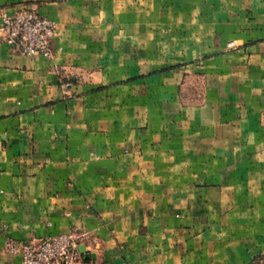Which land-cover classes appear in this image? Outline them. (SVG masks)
Returning a JSON list of instances; mask_svg holds the SVG:
<instances>
[{"label":"crops","instance_id":"0c3cea01","mask_svg":"<svg viewBox=\"0 0 264 264\" xmlns=\"http://www.w3.org/2000/svg\"><path fill=\"white\" fill-rule=\"evenodd\" d=\"M30 4L58 33L52 59L0 33V264L72 231L94 264H264V0L0 14Z\"/></svg>","mask_w":264,"mask_h":264},{"label":"built area","instance_id":"2783aa9c","mask_svg":"<svg viewBox=\"0 0 264 264\" xmlns=\"http://www.w3.org/2000/svg\"><path fill=\"white\" fill-rule=\"evenodd\" d=\"M0 18L2 39L12 49L25 55L54 57L52 44L58 23L42 15L36 5H21L13 12L5 10ZM85 237L72 231L28 240L7 238L5 249L18 257L20 264H94V258L85 257V253L92 252L80 248Z\"/></svg>","mask_w":264,"mask_h":264},{"label":"water","instance_id":"95a60500","mask_svg":"<svg viewBox=\"0 0 264 264\" xmlns=\"http://www.w3.org/2000/svg\"><path fill=\"white\" fill-rule=\"evenodd\" d=\"M80 248H81V250H82L83 252H85V246H84V245H82ZM85 257H86V258H91V257H92V258H95L96 255H95L94 253H88V252H87V253H85Z\"/></svg>","mask_w":264,"mask_h":264}]
</instances>
